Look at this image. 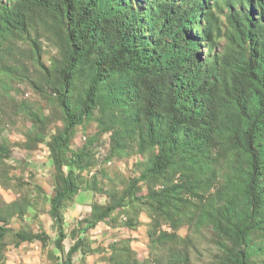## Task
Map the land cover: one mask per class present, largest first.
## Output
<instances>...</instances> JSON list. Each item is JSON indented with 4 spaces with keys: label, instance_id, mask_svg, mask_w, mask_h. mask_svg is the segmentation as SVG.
I'll return each instance as SVG.
<instances>
[{
    "label": "trees",
    "instance_id": "trees-1",
    "mask_svg": "<svg viewBox=\"0 0 264 264\" xmlns=\"http://www.w3.org/2000/svg\"><path fill=\"white\" fill-rule=\"evenodd\" d=\"M145 1L143 7L140 0L0 5V59L13 55L10 42L26 39L63 119L52 132L40 124L29 139L49 136L57 182L50 217L60 264L94 252L84 234L135 203L149 208L151 251L167 249V264L190 263L188 241L178 233L185 223L212 226L227 250L225 264H253V256L258 263L264 258V0ZM40 14L51 17L62 42V61L52 70L41 63L39 40L31 36ZM0 70L15 78L11 68L0 64ZM4 83L9 79L1 78ZM96 113L99 131L73 150L77 126ZM105 133L112 156L142 155L143 169L110 193L108 203L91 207L65 251L62 210L80 191L82 171L94 159L92 144ZM8 154L0 144V160ZM29 204L27 197L4 202L6 211L0 204V245L11 218L24 215ZM124 219L135 229L133 215ZM50 237L20 230L16 245ZM108 252L109 264H142L127 240L110 242Z\"/></svg>",
    "mask_w": 264,
    "mask_h": 264
},
{
    "label": "rangeland",
    "instance_id": "rangeland-1",
    "mask_svg": "<svg viewBox=\"0 0 264 264\" xmlns=\"http://www.w3.org/2000/svg\"><path fill=\"white\" fill-rule=\"evenodd\" d=\"M8 0H0V5ZM135 1V0H134ZM142 1L139 6L146 3ZM144 1V2H143ZM226 30V25L223 26ZM31 36L39 40L41 63L52 70L62 61L63 50L59 34L56 32L51 17L40 14L31 29ZM226 35L219 40L221 49L226 42ZM13 55L1 56L0 64L14 70V79L0 70V79L8 78L9 83L0 86V144L10 149V154L0 160V204L11 203L18 199H28L30 208L24 215H14L9 223L11 231L0 245V264H60L62 253L55 247L56 231L50 217V200L56 186V171L51 160L46 142L29 140L40 130V124H47L48 131L63 127L60 109L56 100L50 96V89L45 79V69L37 63V56L31 54L26 39L8 44ZM29 112L35 116H31ZM35 117V120H34ZM97 113L77 126L71 148L78 150L99 131ZM94 159L92 166L82 171L81 188L78 194L62 210V223L68 235L65 251L75 238L72 230L91 213L94 204H106L109 194L122 191L131 178L139 176L145 158L132 154L120 158L111 155L110 133L101 135L92 144ZM148 192L143 185L142 194ZM7 207L4 206L6 211ZM125 212L113 214L112 219L100 222L95 229L89 230L84 237L87 244L96 249L89 252L84 259L75 255V264H109L108 245L115 240H127L137 251L142 264H167L169 252L165 248L151 251L152 219L145 204L135 203ZM128 212L134 217L135 229L125 226ZM169 229L167 225L163 229ZM26 230L50 233L47 242L36 240L17 246L16 232ZM178 233L186 239L189 264H225L227 250L217 242V236L208 224L196 227L185 223ZM255 242L260 238L255 235ZM262 257V256H261ZM253 256V264H264Z\"/></svg>",
    "mask_w": 264,
    "mask_h": 264
}]
</instances>
